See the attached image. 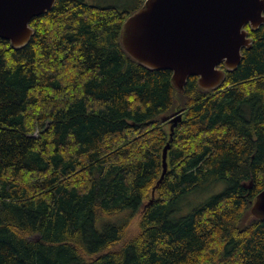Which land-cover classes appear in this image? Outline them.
<instances>
[{"label": "trees", "instance_id": "16d2710c", "mask_svg": "<svg viewBox=\"0 0 264 264\" xmlns=\"http://www.w3.org/2000/svg\"><path fill=\"white\" fill-rule=\"evenodd\" d=\"M136 1L57 0L26 46L0 37V264H264V25L220 88L180 93L121 44Z\"/></svg>", "mask_w": 264, "mask_h": 264}, {"label": "water", "instance_id": "95a60500", "mask_svg": "<svg viewBox=\"0 0 264 264\" xmlns=\"http://www.w3.org/2000/svg\"><path fill=\"white\" fill-rule=\"evenodd\" d=\"M56 1L0 0V37L14 48L26 46L35 33L32 19L51 10ZM261 25L264 0H145L124 22L120 40L141 65L170 70L178 92H184L190 76L210 91L221 87L227 72L240 65L243 49L252 47L247 27L256 31ZM182 118V109L163 118L170 122V139L163 149V172L156 187L168 171V151ZM249 212L264 219V189L252 200Z\"/></svg>", "mask_w": 264, "mask_h": 264}, {"label": "rangeland", "instance_id": "374dc122", "mask_svg": "<svg viewBox=\"0 0 264 264\" xmlns=\"http://www.w3.org/2000/svg\"><path fill=\"white\" fill-rule=\"evenodd\" d=\"M87 1H89L91 3H100V4H104V3H114V4L121 5V6L128 5L131 8H134L136 6V3H137L136 0H87ZM168 125H170V124H168ZM192 196H193L192 198L186 200L185 207L188 204L187 202L197 203L199 201L200 202L204 201L205 199L208 198L209 194L197 193L196 192V193L192 194ZM191 207L192 206H189L188 208H185L184 209V212H187Z\"/></svg>", "mask_w": 264, "mask_h": 264}, {"label": "bare ground", "instance_id": "6f19581e", "mask_svg": "<svg viewBox=\"0 0 264 264\" xmlns=\"http://www.w3.org/2000/svg\"><path fill=\"white\" fill-rule=\"evenodd\" d=\"M171 115H172V114H171ZM167 116H170V115H167ZM164 117H165V116H164ZM164 117H163V118H164ZM163 118H162V120H163ZM182 119H183V118H182ZM163 121H164V120H163ZM166 121H169V120H166ZM166 121H164V122H166Z\"/></svg>", "mask_w": 264, "mask_h": 264}]
</instances>
